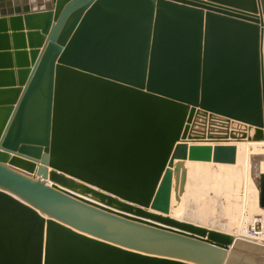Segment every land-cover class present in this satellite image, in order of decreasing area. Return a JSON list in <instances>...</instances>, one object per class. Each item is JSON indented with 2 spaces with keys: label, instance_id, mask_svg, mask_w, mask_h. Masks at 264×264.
Segmentation results:
<instances>
[{
  "label": "water",
  "instance_id": "obj_1",
  "mask_svg": "<svg viewBox=\"0 0 264 264\" xmlns=\"http://www.w3.org/2000/svg\"><path fill=\"white\" fill-rule=\"evenodd\" d=\"M262 141L264 0H0V264H251L169 214Z\"/></svg>",
  "mask_w": 264,
  "mask_h": 264
},
{
  "label": "rangeland",
  "instance_id": "obj_2",
  "mask_svg": "<svg viewBox=\"0 0 264 264\" xmlns=\"http://www.w3.org/2000/svg\"><path fill=\"white\" fill-rule=\"evenodd\" d=\"M247 143L234 144L237 146V162L234 165L186 161L185 191L178 202L173 188L172 216L177 215L185 222H195L198 226L233 235L246 234L257 224L263 229L260 239L264 240V210L259 206L257 181L259 175L264 173V155H261V160H257L256 155L264 154V144H248L245 154L241 148ZM250 148L253 150L250 151ZM239 248L236 253H256L252 245L247 246L243 242ZM254 261L258 264L256 259L250 263L254 264Z\"/></svg>",
  "mask_w": 264,
  "mask_h": 264
},
{
  "label": "bare ground",
  "instance_id": "obj_3",
  "mask_svg": "<svg viewBox=\"0 0 264 264\" xmlns=\"http://www.w3.org/2000/svg\"><path fill=\"white\" fill-rule=\"evenodd\" d=\"M264 141H262V142H248L246 145H245V147L243 146L242 148H241V152H243V153H245L246 154V152H247V150H248V144H252V143H254V145H256L255 143H262V145L264 144L263 143ZM239 147H241V146H239ZM253 148V147H252ZM252 148H250V151H252L253 149ZM252 149V150H251ZM256 155H257V160H261V158H262V156L261 155H264V154H257L256 153ZM245 157H246V155H245ZM182 211V210H181ZM177 214V213H176ZM171 215V216H170ZM170 215H169V217H171V218H173V219H176V220H179V221H183L182 219H180V218H178V216L176 215V216H172V214L170 213ZM194 218V217H193ZM188 220V219H187ZM206 220V219H205ZM187 222V221H186ZM189 222V221H188ZM195 223V222H194ZM194 223H192V224H194ZM200 224V223H199ZM195 225H197V224H195ZM199 226H201V225H199ZM219 226V225H218ZM259 226V225H258ZM203 227V226H202ZM208 228V227H207ZM250 228V227H249ZM251 228H253V227H251ZM208 229H211V227L210 228H208ZM214 230V229H213ZM249 230V229H248ZM248 230H247V232H246V234L248 233ZM251 230V229H250ZM261 231H263V229L261 228V226H259V232H258V238H257V240L259 241V243H262V244H264V240H262V239H260V233H261ZM223 233H226V232H223ZM226 234H228V235H231V236H233L234 237V239L235 240H243L244 238H245V235L246 234H243V233H241L240 235H233V234H231V233H226ZM243 241H246L245 239L243 240ZM247 242H249V241H247ZM241 245V244H240ZM263 247H264V245H263ZM240 249V248H239ZM232 251V250H231ZM249 251V250H248ZM245 254V256H243V258H244V260L246 259L247 260V258L250 260V262L252 261V260H255L256 259V261H257V259H258V262H256V263H258V264H263L264 263V255H261V254H259V253H252L251 251H250V253H244ZM241 257H242V255H240ZM247 257V258H246ZM257 257H259V258H257ZM248 261V260H247ZM249 262V261H248ZM249 262V263H250ZM254 264H255V261H254Z\"/></svg>",
  "mask_w": 264,
  "mask_h": 264
},
{
  "label": "built area",
  "instance_id": "obj_4",
  "mask_svg": "<svg viewBox=\"0 0 264 264\" xmlns=\"http://www.w3.org/2000/svg\"><path fill=\"white\" fill-rule=\"evenodd\" d=\"M258 232H259V227L257 224H255L251 230L250 229L248 230V233L245 235L244 239L251 243L263 246L264 244L259 243V241L257 240V238L259 237Z\"/></svg>",
  "mask_w": 264,
  "mask_h": 264
},
{
  "label": "crops",
  "instance_id": "obj_5",
  "mask_svg": "<svg viewBox=\"0 0 264 264\" xmlns=\"http://www.w3.org/2000/svg\"><path fill=\"white\" fill-rule=\"evenodd\" d=\"M15 78L17 80V74H15ZM217 145H226V143H210V142H205V143L191 142V143H188L189 147H191V146H212V147H215ZM257 262H258V259H257Z\"/></svg>",
  "mask_w": 264,
  "mask_h": 264
}]
</instances>
